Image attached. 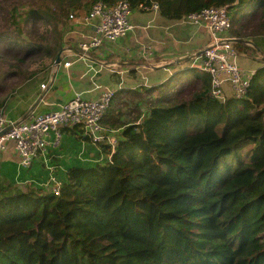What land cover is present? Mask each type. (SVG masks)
Instances as JSON below:
<instances>
[{
    "label": "trees",
    "instance_id": "trees-1",
    "mask_svg": "<svg viewBox=\"0 0 264 264\" xmlns=\"http://www.w3.org/2000/svg\"><path fill=\"white\" fill-rule=\"evenodd\" d=\"M95 1L0 0V109ZM156 1L171 19L228 5L238 53L262 62L246 95L211 97L205 73L187 99L173 81L116 91L102 122L121 133L103 159L67 166L58 193L1 182L0 264H264V0Z\"/></svg>",
    "mask_w": 264,
    "mask_h": 264
},
{
    "label": "crops",
    "instance_id": "crops-1",
    "mask_svg": "<svg viewBox=\"0 0 264 264\" xmlns=\"http://www.w3.org/2000/svg\"><path fill=\"white\" fill-rule=\"evenodd\" d=\"M77 18H73V23L63 31L64 50L60 61L68 59L72 61L71 64L66 67L60 65L56 74L49 71L39 73L8 95L2 109L13 120H22L31 111L36 114L54 109L72 98L75 92H80L86 98H97L103 89L110 87L123 92L132 90V94L140 93L144 97L149 87L165 88L173 81L172 86L179 91L188 85L187 79L193 81L203 75V72L199 73L198 69L189 66L192 54L202 50L208 43L205 29L197 28L183 18L164 16L160 6L157 10L133 9L129 16L132 29L116 40L103 39L99 47L89 49L82 56L78 50L75 53L77 43L88 40L94 33L95 21L88 24ZM177 71L180 74L175 79L171 75ZM43 82H48L47 90L42 88ZM153 93L156 94L157 90ZM132 96L126 97L129 107L134 106ZM123 109L126 112L124 106ZM117 129L119 135L121 127ZM71 147L73 153H69ZM79 148L81 152L76 157V163L65 164L66 153L77 155ZM84 149L85 158L80 155ZM96 149L101 158H96ZM14 153L7 149L4 151L0 163V181L6 185L12 184L15 188L29 184L34 188H42L38 182L46 176L44 164L38 160L29 168L19 170L17 167L16 172V161L12 159ZM103 157L100 147L83 140L76 128L64 129L62 145L57 150L58 159L54 160L60 165L56 173L60 171L62 180L65 175L61 170L65 172L67 166L88 160L92 163Z\"/></svg>",
    "mask_w": 264,
    "mask_h": 264
},
{
    "label": "built area",
    "instance_id": "built-area-1",
    "mask_svg": "<svg viewBox=\"0 0 264 264\" xmlns=\"http://www.w3.org/2000/svg\"><path fill=\"white\" fill-rule=\"evenodd\" d=\"M133 9L157 10L159 3L156 0H143L137 8H131L127 0H117L112 4L96 0L90 10L78 9L69 13L71 19L78 17L79 21L88 24L95 21L94 33L88 40L77 43L75 53L78 50L82 56L89 49L99 47L103 39L116 40L132 29L129 16ZM183 19L197 28L203 27L207 33L206 47L192 54L190 66L209 75L211 97L224 101L230 96H245L256 68L240 66V54L233 42L234 36L229 33L228 5L206 6L188 13ZM71 62L68 59L59 61L45 72L56 74L60 65L66 67ZM42 88L47 90L48 82H43ZM115 93L116 90L110 87L103 89L97 98H86L80 92H75L72 98L56 108L36 114L31 111L19 121L13 120L0 109V163L8 142L14 140L20 157L18 169L29 168L35 161L40 160L48 172V177L39 181V186L58 193L61 182L56 177V171L60 165L53 158L57 156V150L62 145L64 129L75 127L82 137H87L100 149L101 145H109L111 150L115 147L119 136L118 129L107 127L102 122ZM102 154L104 153L101 151Z\"/></svg>",
    "mask_w": 264,
    "mask_h": 264
},
{
    "label": "rangeland",
    "instance_id": "rangeland-1",
    "mask_svg": "<svg viewBox=\"0 0 264 264\" xmlns=\"http://www.w3.org/2000/svg\"><path fill=\"white\" fill-rule=\"evenodd\" d=\"M73 12H75V11H73ZM258 45H259V49L264 50V44H263L261 41L258 43ZM241 47H242V46H241ZM258 52H259V51H258L257 48L255 49V51L252 52L251 56L241 55L242 52H240V58H241V60H240V58H239L240 66H241V67H244V68H250V69H251V68H256V67H258V65L262 63V62L257 58V54H258ZM200 71H201V70H200ZM202 72H203V71H202ZM203 77H205V75H204ZM185 87L188 88L189 86L186 85ZM185 87H183L184 89H181V90H179L178 92L181 93V97L187 99L188 94H187V92H185V89H186ZM178 88H179V87H178ZM62 140H63V139H62ZM15 146H16V142H15L14 140L9 141V142H8L7 151H12V152L15 151V153L13 154L12 159H14V160L16 161V167H15L16 170H15V171L17 172V171H18V169H17V163H18V160L20 159V157H19L18 153H17L16 150H15ZM92 148H93V147H92ZM95 151H96V153H97V157H96V158H99V157H100L99 152H97V149H96ZM73 152H74V149H73V147H71V148L69 149V153H73ZM79 152H81V148H79V150H78V152H77V155L74 154V155L72 156L71 154L66 153V155H65L66 157L64 158V162H65V164L76 163V157L78 156V153H79ZM84 153H85V149H84L83 152L80 154L81 157H84V156H85ZM98 155H99V156H98ZM69 157H71V158H69ZM84 158H85V157H84ZM55 159H58V158L54 157V158H53V161H54ZM88 162H89V160H88ZM22 171H23V170H21V173H22ZM59 172H60V171H59ZM59 172L56 173V177L58 178V180L61 181V176H60ZM61 172L64 173V171H62V170H61ZM47 177H48V173H47V171H46V176H45L43 179H46ZM16 186H18V185H16ZM13 187H14V186H13Z\"/></svg>",
    "mask_w": 264,
    "mask_h": 264
},
{
    "label": "water",
    "instance_id": "water-1",
    "mask_svg": "<svg viewBox=\"0 0 264 264\" xmlns=\"http://www.w3.org/2000/svg\"><path fill=\"white\" fill-rule=\"evenodd\" d=\"M72 23H73V21H70V22L67 24L66 28L68 29L69 26H70V24H72ZM63 49H64V48H62L61 51H63ZM59 61H60V53H58V55L56 56L54 63L57 64ZM3 110H4V109H3Z\"/></svg>",
    "mask_w": 264,
    "mask_h": 264
}]
</instances>
